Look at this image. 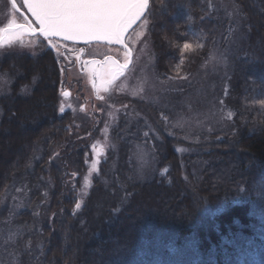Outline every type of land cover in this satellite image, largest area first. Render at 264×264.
Wrapping results in <instances>:
<instances>
[{
	"label": "trees",
	"instance_id": "16d2710c",
	"mask_svg": "<svg viewBox=\"0 0 264 264\" xmlns=\"http://www.w3.org/2000/svg\"><path fill=\"white\" fill-rule=\"evenodd\" d=\"M228 4L219 25L209 0H150L151 70L167 94L123 98L130 116L81 197L95 123L78 134L59 111L46 45L0 52V222L18 226L14 264H264V0ZM188 114L204 120L192 135L178 128ZM81 240L101 251H77Z\"/></svg>",
	"mask_w": 264,
	"mask_h": 264
},
{
	"label": "rangeland",
	"instance_id": "374dc122",
	"mask_svg": "<svg viewBox=\"0 0 264 264\" xmlns=\"http://www.w3.org/2000/svg\"><path fill=\"white\" fill-rule=\"evenodd\" d=\"M210 2V8L214 13V19L216 20L217 24L222 23L221 16L226 11V6L231 0H209ZM15 3L22 9L20 0L15 1ZM229 5V4H228ZM174 17V15H173ZM15 20V23L23 21V18L17 13L16 9L13 8V5L11 3V0H0V31L4 29L5 27L11 26L10 22ZM149 23L147 22L138 30H134V37L136 38L135 41L132 40V44L134 45V49L136 52V60L134 63V66L129 69L125 77L115 86L113 89V95L110 93V88L101 89V91H98V95L101 97V93L107 95V100L105 103H96L93 98V93L91 92L90 86L86 85V87L83 91L81 89L80 91L83 93L84 99H85V107L82 109L80 106L72 105V94L76 93L77 90L76 87L73 88V92L71 93L70 97L63 98V105L69 107L71 105L72 114L74 117V121L72 123L73 132H77L78 134H84L88 131V122L89 124L91 122L95 123V133L93 134V138L89 144L88 154H87V160H86V169L85 174L83 177V181L81 184L80 189V197L83 194H86L88 187L91 184V181L94 176L99 172L100 167L102 165L103 160L106 156V150L109 146H114V141L112 140L111 133L112 129L117 123V120L121 115L123 116H130L129 112L132 108L128 106L125 101H123L125 96L134 97L137 99L144 100L145 102H150L153 96H157V100L159 99V96L166 95L167 94V85H164L158 77L152 72L151 65H152V56H150L151 46L149 42V34L151 29V19H149ZM237 28L239 29V26L237 25ZM238 29L235 28V31L238 32ZM167 30V29H166ZM235 34L231 35V39H234ZM19 37V38H16ZM9 42H16L15 46H26L27 49L31 50L34 48L33 45L35 44L34 39L26 38L23 35H20L19 32H14L9 35ZM27 42H24V41ZM18 41V42H17ZM21 41V42H19ZM34 41V42H33ZM9 42L0 43V52H4L7 48H11V46H7ZM219 43V42H218ZM31 45V46H29ZM13 46V45H12ZM219 55L222 54V52L217 51ZM213 57L215 61L218 63L221 62L219 66L223 64L220 57H215L213 53ZM69 78H79L76 74H70ZM212 78V76L210 77ZM207 79V78H206ZM205 79V80H206ZM185 80V78L181 79ZM174 81H177L174 79ZM8 86V80L4 77H0V95L3 94ZM207 84H203L201 86V89L198 90L195 96V102L198 101L201 96L204 93H207L208 91ZM98 90V89H97ZM92 105V107H91ZM201 105V102L198 101L196 103V106ZM91 109H90V107ZM197 110L195 111H198ZM109 109V110H107ZM107 111V113H106ZM189 115V114H188ZM95 117H97L95 119ZM104 119V120H103ZM182 116L178 118V122L181 123ZM183 123L185 126H183L181 129V125L178 127L180 130L185 131V134H194V132L198 131V129H201L200 123L204 124V120L202 122H193L192 116H187V118H183ZM72 129V128H71ZM76 129V130H75ZM194 129V130H193ZM92 135V133H91ZM157 137L154 136V141L156 142ZM199 139H195V142H199ZM93 145H95V151H93ZM117 146V144H116ZM115 146V148H116ZM118 150L120 151L119 146H117ZM133 157L136 160V165L138 163L145 162V167L150 169L151 165L153 163L152 154L143 148H134V151H132ZM96 162L95 169L92 168L93 163ZM123 163V162H122ZM120 163V164H122ZM155 193V191H153ZM81 199V198H80ZM23 207H21L22 209ZM102 206L97 207V217L103 212ZM20 209V210H21ZM10 222V224H9ZM9 222H0V264H14V258L9 257V252L12 249V245L15 246L18 244V241H14L15 234L13 232V228L18 227L16 223H14L12 220ZM12 222L14 223L12 225ZM99 219L94 224H99ZM98 226V225H94ZM12 227V228H11ZM21 230V229H20ZM25 230V229H24ZM19 231V230H18ZM17 240V238L15 239ZM92 240H88L85 242V240H81L80 243L76 245L77 251L81 252L83 250H88L89 252H99L101 251V242H95L94 246H91ZM101 253V252H100Z\"/></svg>",
	"mask_w": 264,
	"mask_h": 264
},
{
	"label": "snow or ice",
	"instance_id": "6c2138e0",
	"mask_svg": "<svg viewBox=\"0 0 264 264\" xmlns=\"http://www.w3.org/2000/svg\"><path fill=\"white\" fill-rule=\"evenodd\" d=\"M147 5L148 0H26V8L34 17L32 23L39 26V31L37 33L32 28V23L28 21H25L24 25H17L16 31L20 35H40L50 41L59 37L64 41L75 42L83 39L88 43L89 38L97 42L104 38L108 43L113 41L123 43V34L133 22L143 16ZM13 8H16L15 0H13ZM10 24L15 25V20ZM53 46L58 47V45ZM183 47L188 50L191 45L185 43ZM127 60L126 52L125 63L118 64L111 77L102 82L105 89L111 86L127 67ZM113 63L115 64V61ZM61 95L67 97L69 93L65 91ZM59 111L61 113L65 111L63 103ZM95 150L93 145V151ZM95 167L96 162L92 165L93 169ZM75 207L80 209L81 205L77 203Z\"/></svg>",
	"mask_w": 264,
	"mask_h": 264
},
{
	"label": "flooded vegetation",
	"instance_id": "af4514ba",
	"mask_svg": "<svg viewBox=\"0 0 264 264\" xmlns=\"http://www.w3.org/2000/svg\"><path fill=\"white\" fill-rule=\"evenodd\" d=\"M132 40L135 41L136 38L132 35L127 40L130 53L134 58L135 51ZM53 45H58L56 50L59 53L55 55V59L59 64L60 73L63 79L60 83L61 93L67 91L69 97L73 92V88L76 87V93L72 94L73 105H78L80 108L85 107V99L83 93L80 91L84 89V85H90L92 87L93 93L95 94L96 89L103 87V81L110 78L111 73L115 68L113 61L117 63H125V53L129 52L121 47L103 45V44H92V45H76L69 44L57 40L51 41ZM107 59L106 62H103ZM92 61H102L101 67L99 69L95 68V64ZM133 65V64H132ZM98 67V66H97ZM69 73L76 74L79 78H69ZM85 80L86 84L83 82ZM98 99V98H97ZM99 100V99H98ZM90 107V106H89ZM92 107V105H91ZM90 107V109H91ZM65 110H69L65 107Z\"/></svg>",
	"mask_w": 264,
	"mask_h": 264
},
{
	"label": "water",
	"instance_id": "95a60500",
	"mask_svg": "<svg viewBox=\"0 0 264 264\" xmlns=\"http://www.w3.org/2000/svg\"><path fill=\"white\" fill-rule=\"evenodd\" d=\"M11 3H12V5H13V0H11ZM22 3H23V5H24V8H25V10L27 11V13L30 15V17H31V19L34 21V17L32 16V14L30 13V11L26 8V0H22ZM148 7H149V0H148V5H147V8L144 10V14H143V16L146 14V12H147V10H148ZM16 8H17V6H16ZM143 16H141L139 19H137L135 22H133L130 26H129V28L127 29V31L123 34V43H116V42H112V43H108L104 38H101L98 42L96 41V40H94V39H91V38H89V42L88 43H85V41L83 40V39H81V40H77V41H75V42H73V41H71V40H69V41H66V42H69V43H75V44H90V43H106V44H113V45H120V46H123L124 44H125V38H126V36H127V34L137 25V23L143 18ZM28 22H30V23H32L29 19H28ZM25 23H19V24H15V25H11V26H8V27H6V28H4L0 33H2V34H0V42H6L7 40H8V38H9V35L11 34V33H14V32H16V26L17 25H24ZM36 24V23H35ZM37 26V27H36ZM36 26L32 23V28L33 29H35L36 30V32L38 33V31H39V26L36 24ZM27 30L25 29V32H26ZM23 36H35V34H24ZM42 37V36H41ZM57 39H59V40H63V39H61V38H59V37H57ZM64 41V40H63ZM129 67V63L127 64V67L126 68H124L123 70H122V73L120 74V75H118L117 76V78L118 77H120V76H122L123 74H124V71L127 69Z\"/></svg>",
	"mask_w": 264,
	"mask_h": 264
}]
</instances>
